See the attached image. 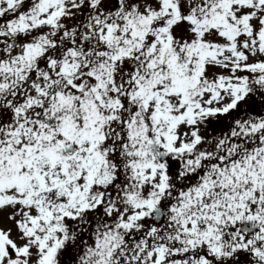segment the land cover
<instances>
[{"label": "snow or ice", "instance_id": "obj_1", "mask_svg": "<svg viewBox=\"0 0 264 264\" xmlns=\"http://www.w3.org/2000/svg\"><path fill=\"white\" fill-rule=\"evenodd\" d=\"M0 264H264V0H0Z\"/></svg>", "mask_w": 264, "mask_h": 264}]
</instances>
